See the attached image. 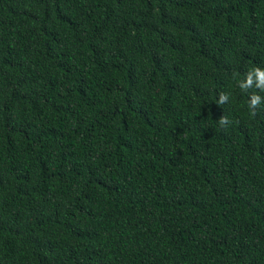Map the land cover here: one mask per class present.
Masks as SVG:
<instances>
[{"label":"trees","instance_id":"trees-1","mask_svg":"<svg viewBox=\"0 0 264 264\" xmlns=\"http://www.w3.org/2000/svg\"><path fill=\"white\" fill-rule=\"evenodd\" d=\"M253 68L264 0H0V264H264Z\"/></svg>","mask_w":264,"mask_h":264},{"label":"clouds","instance_id":"clouds-1","mask_svg":"<svg viewBox=\"0 0 264 264\" xmlns=\"http://www.w3.org/2000/svg\"><path fill=\"white\" fill-rule=\"evenodd\" d=\"M255 71H256V74H257V78H258V84H257V87L260 88L261 91H264V71H260L259 69L257 68H253ZM251 77L249 76L248 80H247V83H241V87L242 88H247V87H250L251 86ZM223 99V97H222ZM259 102V96L253 92V95H252V99L249 103V106L250 108L252 109V115H255V107L256 105L258 104ZM227 123V118L226 117H221L220 119V124L223 125V124H226Z\"/></svg>","mask_w":264,"mask_h":264}]
</instances>
